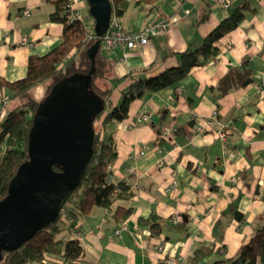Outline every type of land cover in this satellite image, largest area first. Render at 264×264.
Returning <instances> with one entry per match:
<instances>
[{
	"label": "crops",
	"instance_id": "1",
	"mask_svg": "<svg viewBox=\"0 0 264 264\" xmlns=\"http://www.w3.org/2000/svg\"><path fill=\"white\" fill-rule=\"evenodd\" d=\"M125 1L126 10L118 15L124 26L138 30L174 14L179 20L149 35L139 49L117 46L103 52L111 60L108 77L100 82L111 89L107 108L119 102L133 79L176 66L177 53L191 41L198 43L234 6L246 2L247 8L236 27L215 42L217 53L211 59L191 67L176 85L132 99L127 116L108 123L116 149L113 177L124 179L132 190L130 198L113 203L130 208L129 214L117 220L107 208L93 206L73 220L79 231L68 224L63 236L75 233L79 238L82 264H191L187 258L198 247L207 252L197 264H229L264 220V92L259 91L264 0H229L226 8L216 0ZM81 9L88 12L85 1ZM52 11L49 0H0V78L24 77L29 55H42L58 44L62 23L49 19ZM22 35L32 47L19 44ZM243 59L249 60L252 81L218 95L217 80ZM39 87L43 85L32 89L37 98ZM1 95L10 94L0 84ZM8 102L0 103V120L12 100ZM215 109L217 115L211 118ZM143 113L149 114L148 121L139 120ZM196 119L204 122L203 131L190 132ZM162 126L175 128V145L157 135ZM219 128L227 130L225 142ZM145 144L149 149L138 155ZM157 146L163 148L161 154ZM149 214L159 219L157 233L139 221ZM121 221L126 227L116 235L113 228ZM169 254L183 259L165 263ZM49 257L47 264H53L56 257Z\"/></svg>",
	"mask_w": 264,
	"mask_h": 264
},
{
	"label": "trees",
	"instance_id": "2",
	"mask_svg": "<svg viewBox=\"0 0 264 264\" xmlns=\"http://www.w3.org/2000/svg\"><path fill=\"white\" fill-rule=\"evenodd\" d=\"M53 4V11L49 19L62 23V31L58 44L42 55H29L26 62L24 77L12 81L0 78V84L9 89L8 98L12 104L0 120V199L7 192V185L11 176L16 172L19 164L27 159V135L32 123V114L37 104L47 94L49 89L60 79L71 74H84L91 68V61L87 50L93 47L95 41L100 42L93 31V22L81 19H70V0H49ZM111 12L121 15L126 10L125 0H109ZM87 7V4L85 2ZM247 3L234 6L229 15L222 18L213 28L202 36L198 43L191 41L187 47L177 53L176 66L166 67L164 70L147 78L133 79L127 90L122 92L119 102L108 107L110 87L101 86L111 70L110 58L99 47L94 53L93 72L91 83L86 91L93 97L98 96L103 102V109L96 113L90 125L93 129L92 155L83 172L78 186L67 196L57 217L53 221L22 242L13 250H2L0 264H26L33 261L39 264L50 263L44 258L45 253L59 257L61 260L53 264H79L82 260L83 246L75 233L63 236L65 226L72 227L74 219L87 215L93 206L107 208L114 219L124 218L130 208L114 205L118 198H130L132 190L124 179H115L111 165L116 157L115 139L108 125L110 121H120L127 116L131 100L142 96L144 92L161 89L168 85H176L193 66L204 64L217 53L215 42L228 33L245 17L244 9ZM90 33L92 35L90 36ZM252 72L249 60L229 66L224 74L215 83L218 95L243 87L252 81ZM118 80V79H116ZM44 85L45 89L40 98L35 97L32 89L37 85ZM9 103V102H8ZM7 105V102L2 106ZM51 169L59 172L60 166L52 164ZM238 218L241 214L235 212ZM152 233L159 231V219L154 214L140 218ZM207 251L198 247L187 258L191 264H197L200 257ZM264 264V220L256 227L250 238L240 247L239 253L229 260V264Z\"/></svg>",
	"mask_w": 264,
	"mask_h": 264
},
{
	"label": "water",
	"instance_id": "3",
	"mask_svg": "<svg viewBox=\"0 0 264 264\" xmlns=\"http://www.w3.org/2000/svg\"><path fill=\"white\" fill-rule=\"evenodd\" d=\"M94 20L93 32L104 34L109 23V0H86ZM87 50L91 68L55 83L32 114L27 135V159L22 161L0 199V258L55 219L67 196L78 186L92 155V118L103 109L89 88L98 41ZM52 164L60 171L51 169Z\"/></svg>",
	"mask_w": 264,
	"mask_h": 264
},
{
	"label": "built area",
	"instance_id": "4",
	"mask_svg": "<svg viewBox=\"0 0 264 264\" xmlns=\"http://www.w3.org/2000/svg\"><path fill=\"white\" fill-rule=\"evenodd\" d=\"M219 5L223 6L224 8L228 7L230 5L229 0H216ZM84 0H70L68 6L70 9V19H81L85 22H89L90 15L87 11L82 10L81 6L83 5ZM29 11L27 9H23V14H28ZM88 19V20H87ZM109 23L107 28L104 30V34L100 37V49L103 51H109L113 48L119 47H126V48H137L139 49L142 45H144L147 42L148 36L151 34H155L158 31H162L165 29L168 25L174 24L179 20V17L174 15H168L163 16L161 19L157 21H153L151 23H148L138 30L133 29L131 26H124L123 23L118 19V16L116 14H113L111 12L109 17ZM93 33V31H92ZM90 33V36L92 35ZM95 33V32H94ZM20 45H26L28 47H32V42L28 40L26 35H22V37L19 40ZM259 91L264 92V76L261 77L259 81ZM9 98L7 95H1L0 103L3 105L4 103L8 102ZM217 115V110H213L210 117L214 118V116ZM149 114L143 113L139 117L140 121L147 120L148 121ZM196 123H193L190 125L188 130L190 132H200L203 131V121L201 119H196ZM175 128L172 126H162L159 127L158 134L161 139L165 140L167 143H171L172 145H175L174 143V134ZM227 130L219 128L217 130V134L220 137V139L225 142L227 138ZM158 147V153L161 154L163 152L162 147ZM149 149L148 145L142 146L141 149L138 150L137 154L141 155L145 153V151ZM161 157V156H160ZM132 167L129 169L131 170ZM172 182L175 184L176 181L172 179ZM166 189H169L167 187ZM126 227V224L124 222H120L119 225L115 228H113V232L116 235H119L121 231ZM161 249V247H159ZM51 254L44 255V258L50 259ZM53 257H56L54 263H58L61 260L59 257L51 255ZM183 257L181 255L174 256L173 254H169L164 258L165 263H173V262H180L182 261ZM29 264V263H26ZM79 264H82V262H79ZM256 264H263L262 262H257Z\"/></svg>",
	"mask_w": 264,
	"mask_h": 264
},
{
	"label": "rangeland",
	"instance_id": "5",
	"mask_svg": "<svg viewBox=\"0 0 264 264\" xmlns=\"http://www.w3.org/2000/svg\"><path fill=\"white\" fill-rule=\"evenodd\" d=\"M84 1H85L86 4H87V1H86V0H84ZM44 89H45V87H44V85H43L42 88L39 87V88L36 89V93L40 94V97H41V95H43V91H44ZM40 97H38V98H40Z\"/></svg>",
	"mask_w": 264,
	"mask_h": 264
}]
</instances>
